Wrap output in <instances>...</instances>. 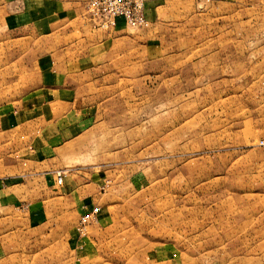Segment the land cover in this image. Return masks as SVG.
Returning a JSON list of instances; mask_svg holds the SVG:
<instances>
[{
  "label": "rangeland",
  "instance_id": "1",
  "mask_svg": "<svg viewBox=\"0 0 264 264\" xmlns=\"http://www.w3.org/2000/svg\"><path fill=\"white\" fill-rule=\"evenodd\" d=\"M20 6L0 10V128L13 115L39 134L69 109L94 123L56 175L72 195L0 205V264H264V0H145L146 24L100 33L103 73L76 81L70 108L45 89V32L15 39L36 35ZM75 36L67 48L91 50ZM6 150L0 179L27 154Z\"/></svg>",
  "mask_w": 264,
  "mask_h": 264
},
{
  "label": "crops",
  "instance_id": "2",
  "mask_svg": "<svg viewBox=\"0 0 264 264\" xmlns=\"http://www.w3.org/2000/svg\"><path fill=\"white\" fill-rule=\"evenodd\" d=\"M8 1L0 0V10L5 12V14L7 13ZM16 4L21 5L17 10L19 13L13 16L14 21L20 23L16 24V26L20 25L22 31L30 29V34L31 32L36 34L33 37L31 36L33 34L26 36L19 33L15 36L16 41H23V43L27 42L29 44V42L42 36L48 38L51 43L50 51L52 53L47 61V74L54 77L52 82L45 84V89L48 92H57L60 95L62 100H53L57 104L68 108L70 106L74 107L73 99L70 96L64 98L65 93L68 95L71 91L79 89L76 81L81 79V76L103 73L102 65H96L95 67L97 60L102 57V52H100L99 48H96L99 45H93L102 42L103 38L100 33H106L104 32L105 29L115 30L128 25L123 18H118L114 26H101L97 18L89 12L87 0H16ZM146 4L148 5V1ZM75 6L76 8H74ZM79 13L81 19L74 18L72 20L71 15L79 16ZM95 29H99V31ZM47 31L50 33H47ZM40 33L44 34L38 37ZM75 34H82L84 41L81 46L87 44V48H89L93 45L91 50H79L76 48L77 51H74L75 48L70 46V48H67L65 46L66 42L72 41L75 42L76 46L78 45V39H76ZM114 41V38H112V43ZM77 60L81 61L78 62ZM23 69L27 73L36 71V69L28 67H23ZM77 105L80 108L81 105ZM67 113V115L50 116L46 123H37L34 129L39 134L31 132L27 125L28 122L22 124L21 120L12 121L13 115L6 117L2 121L0 150L3 148L5 150L4 154L8 156L11 152H6L7 144L12 142L15 153L22 151L24 148L25 153H27L26 158L16 159V155H14V158L4 161V168L8 174L3 179H0V205L2 208L18 209V204L22 202L29 205L32 202L35 206L33 197L38 195L48 198L55 195L52 196L53 200L63 198L65 195H72L69 193L71 192V187L66 183L67 179H63L61 187H55L56 175L60 170H65V172L75 170L74 165L84 155L82 148L85 146L81 145V138L88 133H92L93 127H86L85 124H93L94 118L83 114L82 109L78 111H70L69 109ZM31 119L28 118V121H31ZM46 131L47 135L42 133ZM26 137L31 141L28 149L20 141ZM18 148H20L19 151ZM10 155L12 156L13 154L11 153ZM1 162L0 165L2 166L3 163ZM92 169L95 168L92 167ZM33 184L34 187L27 189L23 193L25 187ZM52 184L54 186H51ZM36 187H38V190ZM40 187L44 189L45 194L43 192L40 194ZM36 217L37 212L30 214L32 222Z\"/></svg>",
  "mask_w": 264,
  "mask_h": 264
},
{
  "label": "built area",
  "instance_id": "3",
  "mask_svg": "<svg viewBox=\"0 0 264 264\" xmlns=\"http://www.w3.org/2000/svg\"><path fill=\"white\" fill-rule=\"evenodd\" d=\"M89 12L97 18L101 26H114L118 18H123L130 26L147 23L145 0H87ZM62 181V176L59 177ZM85 216L83 220H86Z\"/></svg>",
  "mask_w": 264,
  "mask_h": 264
}]
</instances>
